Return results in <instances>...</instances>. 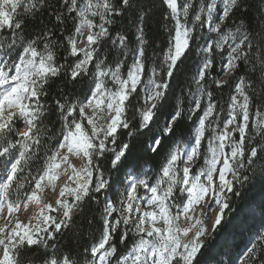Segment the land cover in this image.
<instances>
[{
    "label": "snow or ice",
    "instance_id": "1",
    "mask_svg": "<svg viewBox=\"0 0 264 264\" xmlns=\"http://www.w3.org/2000/svg\"><path fill=\"white\" fill-rule=\"evenodd\" d=\"M161 4L157 50L149 0H0V264H209L234 198L258 172L264 185V0ZM142 135L166 150L158 171L135 155ZM97 215L96 242L64 245ZM237 261L264 264V231Z\"/></svg>",
    "mask_w": 264,
    "mask_h": 264
},
{
    "label": "trees",
    "instance_id": "2",
    "mask_svg": "<svg viewBox=\"0 0 264 264\" xmlns=\"http://www.w3.org/2000/svg\"><path fill=\"white\" fill-rule=\"evenodd\" d=\"M154 6L152 7V13L150 21L145 29L146 38L151 42H155L157 50L166 44V34L161 26V18L166 11L164 6L161 4V0H149ZM248 19L255 23L254 17L250 14ZM124 26L127 29L126 35L129 36V40L134 44L135 42V27L129 24L127 21L124 22ZM119 30V29H117ZM199 59V57L190 58L189 61L185 62L188 69V74L183 77L186 81L190 79L192 73L195 72L193 65V60ZM179 82V78H178ZM53 87L50 89V95L55 96L59 90L63 87L61 80H56L53 82ZM85 89V84L81 83L77 86V91ZM211 91L212 89L209 88ZM228 89L222 90L224 101L228 98ZM179 89L177 88V95H179ZM215 95L219 99L221 92H216ZM183 99V97H181ZM223 102V101H222ZM55 120V117H53ZM138 119V117H137ZM191 126V121L186 122L182 125L180 131L182 133H187L189 127ZM56 129H59V123L56 124ZM147 136H151V133H147ZM146 136H140L137 141V148L135 149V155L140 157L141 168L146 165L152 172L158 171V165L163 163V157L166 154V150L162 151L160 154H153L147 151L148 144L146 141ZM182 139V137H181ZM259 167V165H258ZM120 177V173H115L113 179ZM116 191H121L122 186L117 183L114 186ZM110 195V194H109ZM241 197H235V205L233 209V216L236 217L235 222L232 226L226 225L222 228L219 233L215 234V238L207 242V251L205 257L201 259H207L209 264H216V260H222L223 264H228L229 256L233 259L238 257L240 253L243 252L245 244H247L254 236L255 232L259 229L264 231L262 224H264V218L260 215V210L256 205L264 200V185L261 184L259 178V172L257 173V178L254 179L251 184L245 186V190L241 191ZM103 201L104 197H100ZM249 206L255 209L254 214H250ZM96 206L93 205V208ZM102 207V203L100 205ZM100 235V224L99 216H96V223L93 227H89L86 223L84 217L77 219V227L74 232L66 233V237L63 241L66 247L77 248L79 245L90 246L92 243L96 242ZM238 264V261H237Z\"/></svg>",
    "mask_w": 264,
    "mask_h": 264
},
{
    "label": "rangeland",
    "instance_id": "3",
    "mask_svg": "<svg viewBox=\"0 0 264 264\" xmlns=\"http://www.w3.org/2000/svg\"><path fill=\"white\" fill-rule=\"evenodd\" d=\"M73 162H74V164H75L77 167L81 166V164L83 163V161L80 160L79 158H75ZM143 170L148 171V170H149L148 166L145 165V166L143 167ZM63 179H65V178H62L61 181H59V183H63ZM57 195H58V189H57V192H56L55 194L52 193L51 190H48V189H46V190H45V193H44L45 198H46V199H51L53 203L55 202V199H56ZM30 208H31V206H30ZM198 212H199V209H198ZM31 214H32V212L29 211V212H21V213H19L18 215L20 216V219H21L22 221H24L25 223H27V222H28V217H29ZM0 222H2V221H0ZM207 223H208V222H207ZM189 235L191 236V233H190Z\"/></svg>",
    "mask_w": 264,
    "mask_h": 264
},
{
    "label": "bare ground",
    "instance_id": "4",
    "mask_svg": "<svg viewBox=\"0 0 264 264\" xmlns=\"http://www.w3.org/2000/svg\"><path fill=\"white\" fill-rule=\"evenodd\" d=\"M208 224L210 225L211 224V221H208Z\"/></svg>",
    "mask_w": 264,
    "mask_h": 264
}]
</instances>
